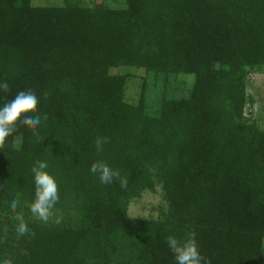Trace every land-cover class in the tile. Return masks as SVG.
Instances as JSON below:
<instances>
[{"label":"trees","instance_id":"trees-1","mask_svg":"<svg viewBox=\"0 0 264 264\" xmlns=\"http://www.w3.org/2000/svg\"><path fill=\"white\" fill-rule=\"evenodd\" d=\"M113 1L0 0V105L35 87L41 116L0 147V261L176 264L167 237L194 232L211 264H264V130L248 92L251 72L264 73V0ZM118 68L152 78L136 101L134 71ZM181 75L194 77L179 81L188 97L152 111L147 91ZM38 161L58 182L47 223L31 212ZM94 163L127 187L101 183ZM159 186L167 209L130 217Z\"/></svg>","mask_w":264,"mask_h":264},{"label":"clouds","instance_id":"clouds-1","mask_svg":"<svg viewBox=\"0 0 264 264\" xmlns=\"http://www.w3.org/2000/svg\"><path fill=\"white\" fill-rule=\"evenodd\" d=\"M8 84L0 82V91H8ZM40 93L38 89L32 87L27 91H19L13 99L0 105V147H3L8 138L13 136L19 125H30L33 128L41 123V116L32 111L38 105V97ZM104 140L97 139V149H101ZM46 161H38L32 168L35 183V200L31 205V212L41 221L47 223L54 213L52 209L59 200L58 182L56 177L48 170ZM90 171L98 174L101 183L110 184L115 178H120V172L111 168L106 163H94ZM122 188L127 187V180L120 178ZM18 206V198L13 196L11 199V207L15 209ZM20 221L17 231L20 235L28 232V226L24 222L23 217H16ZM55 222L59 224L60 218L57 217ZM167 244L174 255L176 264H211L200 251L196 234L190 233L186 238H178L175 236L167 237ZM0 264H12L11 261H0Z\"/></svg>","mask_w":264,"mask_h":264},{"label":"rangeland","instance_id":"rangeland-1","mask_svg":"<svg viewBox=\"0 0 264 264\" xmlns=\"http://www.w3.org/2000/svg\"><path fill=\"white\" fill-rule=\"evenodd\" d=\"M65 0H32V5L34 7H62ZM85 2H90V0H84ZM120 1V0H119ZM112 6L119 7L121 2L117 3L113 0H107ZM134 71V78L132 82L128 85L127 98L129 100L136 101L141 92V85L145 80H152L145 71L130 68H118L113 69V73H125L126 71ZM183 81L191 87L194 83L193 76H179V79L170 76L168 79L160 76L157 80L155 88H150L147 91L148 106L152 111H156L162 97H175L182 98L188 97L189 91L185 83L179 82ZM248 92L250 96L254 99V106L252 109V114L254 115V120L258 126L264 130V73L261 72H251L249 75ZM167 206L163 200V191L159 186L156 188V192H146L143 194L142 198L134 201L129 209V215L133 218H158L160 216L161 210H166Z\"/></svg>","mask_w":264,"mask_h":264}]
</instances>
